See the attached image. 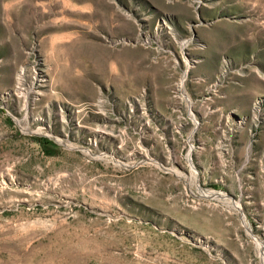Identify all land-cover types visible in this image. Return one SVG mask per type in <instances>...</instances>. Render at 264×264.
<instances>
[{"label":"rangeland","instance_id":"1","mask_svg":"<svg viewBox=\"0 0 264 264\" xmlns=\"http://www.w3.org/2000/svg\"><path fill=\"white\" fill-rule=\"evenodd\" d=\"M0 264H264V0H0Z\"/></svg>","mask_w":264,"mask_h":264},{"label":"built area","instance_id":"2","mask_svg":"<svg viewBox=\"0 0 264 264\" xmlns=\"http://www.w3.org/2000/svg\"><path fill=\"white\" fill-rule=\"evenodd\" d=\"M42 73L40 72H37V75L34 77V81L36 84H38V86H40L41 84V81L43 80L42 78ZM25 89V88H24ZM23 88L20 86V84L17 86V88H14L12 90H10L9 92H7V97L10 98V99H14V97H20L21 94H23ZM258 103V102H257ZM247 120V117L243 116L241 118H239V123L240 125L245 123Z\"/></svg>","mask_w":264,"mask_h":264},{"label":"bare ground","instance_id":"3","mask_svg":"<svg viewBox=\"0 0 264 264\" xmlns=\"http://www.w3.org/2000/svg\"><path fill=\"white\" fill-rule=\"evenodd\" d=\"M256 4H257V3H256ZM23 76H24V75H23ZM18 77H19V76H18ZM20 77H22V76H20ZM18 79H19V78H18ZM23 80H24V79H23ZM43 81H44V79H43ZM43 81H42V82H43ZM18 82H19V81H18ZM22 82H23V81H22ZM24 84H25V83H24ZM22 92H23V91H22ZM33 92H34V91H33ZM37 92H38V91H37Z\"/></svg>","mask_w":264,"mask_h":264}]
</instances>
